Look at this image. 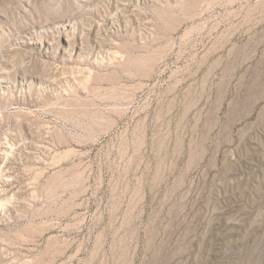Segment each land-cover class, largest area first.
<instances>
[{
  "label": "rangeland",
  "instance_id": "1",
  "mask_svg": "<svg viewBox=\"0 0 264 264\" xmlns=\"http://www.w3.org/2000/svg\"><path fill=\"white\" fill-rule=\"evenodd\" d=\"M0 264H264V0H0Z\"/></svg>",
  "mask_w": 264,
  "mask_h": 264
}]
</instances>
